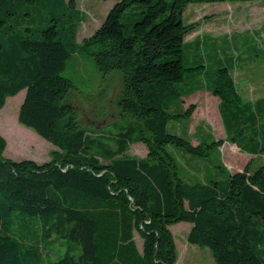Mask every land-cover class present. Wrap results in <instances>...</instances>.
<instances>
[{
  "label": "trees",
  "instance_id": "16d2710c",
  "mask_svg": "<svg viewBox=\"0 0 264 264\" xmlns=\"http://www.w3.org/2000/svg\"><path fill=\"white\" fill-rule=\"evenodd\" d=\"M216 1L246 0H117L78 42L84 13L76 0H0V108L25 89L18 122L55 146L48 160H14L0 133V264H44L42 242L59 239L64 250L48 264H176L169 225L179 221L191 223L187 240L209 248L216 264H264V168L231 172L220 160L223 140L202 125L193 144L195 106L181 103L210 91L225 138L244 153H264V94L242 98L232 57L208 71L215 41L185 38L197 26L184 22L186 6ZM73 54L91 55L102 76L121 72L124 120L80 121L75 85L61 74ZM138 142L144 156L128 152ZM182 154L195 174H184ZM28 216L38 230H23Z\"/></svg>",
  "mask_w": 264,
  "mask_h": 264
},
{
  "label": "rangeland",
  "instance_id": "374dc122",
  "mask_svg": "<svg viewBox=\"0 0 264 264\" xmlns=\"http://www.w3.org/2000/svg\"><path fill=\"white\" fill-rule=\"evenodd\" d=\"M117 0H76L78 8L84 13L79 23L76 40L81 42L89 37L104 20L108 10ZM184 22H197V26L185 38L192 41L200 35H207L209 41H215L217 50L210 51L214 61L206 62L205 68L210 71L218 64H229L232 57V75L242 98L253 100L264 94V0L216 1L206 3H189L183 12ZM61 74L69 77L75 88L72 99L80 121L85 125L96 124L97 127L110 125L124 120L117 108L116 100L122 86L121 72L112 71L102 76L91 55L73 54L66 62ZM208 76V74H206ZM204 81V75L199 76ZM25 95V89L6 97L0 108V133L6 140L4 156L19 160L34 159L38 162L48 160L50 151L55 146L40 136L33 129L24 126L17 120L19 105ZM218 97L206 89L197 90L182 98L183 108L195 106L187 126L188 136L193 144L198 137L192 134L198 125L214 136L223 140L219 146L220 160L232 172L241 170L249 163L252 171L264 168V153L247 154L240 151L225 138L223 123L218 111ZM177 124V125H175ZM175 130L180 132L178 123ZM179 126V127H178ZM171 131H175L170 128ZM208 137L207 140H211ZM128 152L136 156H144L146 146L132 143ZM217 149L211 151V158H217ZM180 167L185 175H193L188 154L177 155ZM184 166V168H183ZM195 168V166L193 167ZM23 230H38L39 221L28 216ZM191 223L179 221L169 225L177 245L176 264H216L209 248L187 240V232ZM135 239L140 246V237L135 231ZM71 241V240H70ZM67 242V241H66ZM63 240H44L42 253L44 264L57 258L64 250ZM75 243V241H71ZM62 243V244H61Z\"/></svg>",
  "mask_w": 264,
  "mask_h": 264
},
{
  "label": "crops",
  "instance_id": "0c3cea01",
  "mask_svg": "<svg viewBox=\"0 0 264 264\" xmlns=\"http://www.w3.org/2000/svg\"><path fill=\"white\" fill-rule=\"evenodd\" d=\"M248 154V153H247ZM253 155V154H252ZM236 171V170H235ZM190 228V227H189ZM136 240V239H135ZM176 242V241H175ZM136 243H137V247L139 248V250H141V242H140V246H139V243L138 241L136 240ZM177 246V245H176Z\"/></svg>",
  "mask_w": 264,
  "mask_h": 264
}]
</instances>
